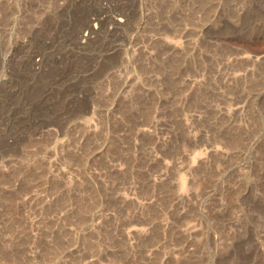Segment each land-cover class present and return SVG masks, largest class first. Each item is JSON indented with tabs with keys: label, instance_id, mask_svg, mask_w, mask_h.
Returning a JSON list of instances; mask_svg holds the SVG:
<instances>
[{
	"label": "rangeland",
	"instance_id": "374dc122",
	"mask_svg": "<svg viewBox=\"0 0 264 264\" xmlns=\"http://www.w3.org/2000/svg\"><path fill=\"white\" fill-rule=\"evenodd\" d=\"M0 264H264V0H0Z\"/></svg>",
	"mask_w": 264,
	"mask_h": 264
}]
</instances>
